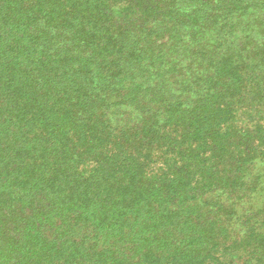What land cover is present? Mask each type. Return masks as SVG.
<instances>
[{"label":"trees","instance_id":"1","mask_svg":"<svg viewBox=\"0 0 264 264\" xmlns=\"http://www.w3.org/2000/svg\"><path fill=\"white\" fill-rule=\"evenodd\" d=\"M0 264H264V0H0Z\"/></svg>","mask_w":264,"mask_h":264}]
</instances>
